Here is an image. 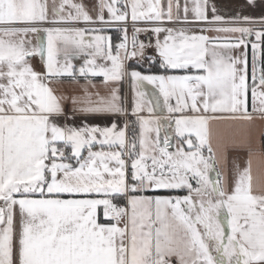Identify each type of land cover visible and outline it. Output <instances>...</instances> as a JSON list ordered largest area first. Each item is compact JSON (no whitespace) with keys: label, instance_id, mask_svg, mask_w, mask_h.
Wrapping results in <instances>:
<instances>
[{"label":"snow or ice","instance_id":"6c2138e0","mask_svg":"<svg viewBox=\"0 0 264 264\" xmlns=\"http://www.w3.org/2000/svg\"><path fill=\"white\" fill-rule=\"evenodd\" d=\"M98 3L90 14L73 0H0V264H264V192L253 191L251 141L217 137L214 146L212 131L217 122L264 121V16L226 19L212 7L209 17L208 0H192L191 19L188 0ZM129 19L131 39L127 27L115 45L102 34ZM197 22L207 27L166 26ZM141 32L155 43L138 40ZM149 47L155 56L146 57ZM131 59L159 70L128 71ZM126 75L139 124L130 137L128 123H88L125 114L113 85ZM81 79L79 95L58 87ZM68 102L79 126L60 123ZM245 148L249 159L229 190L218 161Z\"/></svg>","mask_w":264,"mask_h":264},{"label":"crops","instance_id":"0c3cea01","mask_svg":"<svg viewBox=\"0 0 264 264\" xmlns=\"http://www.w3.org/2000/svg\"><path fill=\"white\" fill-rule=\"evenodd\" d=\"M75 3H83L87 6V8L90 10V14L92 11H98L99 10V3L98 0H73ZM130 2V0H129ZM49 3H51V0H49ZM184 4V0H181V5ZM117 7L122 9V4H117ZM188 7L190 9L189 11V19L192 18L193 13L191 12V8L193 7L192 0H188ZM212 7H215L217 10V14L224 16L226 19H230L233 17H236L238 15L240 16H251V17H262L264 16V0H255V4H249L248 0H208V8L209 12L208 15L211 17L212 13L210 9ZM183 14V13H181ZM105 17L107 19L108 13L105 10ZM83 24V23H80ZM109 25L113 26H104L105 31L102 33L103 35L110 36V29L118 30L122 33L121 29L123 27H127L128 29V35L129 39H131L132 33H133V25L131 20L127 22V24H122L118 22L110 23ZM45 27L50 25H44ZM116 26V27H115ZM167 27H173L176 29L184 28L188 29L190 31H195L197 33L200 32L201 28L207 27L206 24L197 22V23H174V24H167ZM254 27H259L260 25L255 24ZM79 27H93V26H82L79 25ZM136 27H146V25L142 23H138ZM206 35L211 36H238L239 34H233V33H204ZM163 35L161 34V40L163 39ZM108 36V37H109ZM123 37V33H122ZM156 37L152 35L149 32H141L138 35V40H143L146 44L150 41L152 44L155 43ZM251 40H254L255 37H250ZM46 40V37H45ZM111 43H113L112 37H111ZM118 44V43H117ZM262 49H264V45H262ZM244 49L241 47V49L236 52V55H239L240 52H243ZM248 54V63H249V80H251V65H252V57H253V51L251 48V44H249L247 49ZM145 55L147 56H155L156 52L154 47H149L145 49ZM258 59L264 60V51H258L257 52ZM87 57L81 59L78 58L73 59L72 62L75 65V67L78 69L80 66L84 64V61ZM133 60V61H131ZM125 61L126 68L128 71H131L132 69L141 71L138 68L130 66L132 63H140L143 60L141 59H131ZM40 59L38 57H33L30 61L37 70L41 69V65L39 64ZM149 69L147 73H155L159 70V65L156 63L155 65H149L147 66ZM143 72V71H142ZM103 77H96L94 78V82L99 85L102 81ZM84 83L83 79L80 80L79 84L68 80L60 85H58L60 91L66 95H79L80 94V85ZM114 87L118 88L119 96L121 97V102L123 107L125 108L126 112L124 115H96L93 117H90L88 119V123L93 125H99L100 127H108L111 126V123L115 121L119 127H123L125 123H128V131L127 134L129 136V129L130 125L132 123H136L139 131V124L136 120V117L131 114L132 108H133V102L135 99V92L132 87V83L130 81V78L126 75L122 82L117 83L113 85ZM145 87L151 91L153 90L154 86L145 84ZM95 91V90H93ZM99 91L102 95H105L107 93V89L100 88ZM71 103L68 102L66 104V114L64 117L61 118L60 123L61 124H71V125H77L79 126L82 122L83 117H81L79 114L76 115L75 119H71L73 113L71 112ZM144 115H147V112L145 111L143 113ZM157 115H166V111L161 113L159 110H157ZM163 131V130H162ZM212 131L214 134V146H215V139L222 138L225 141H230L233 138L236 139H242V138H249L251 141L250 149H251V159H252V185H253V191L254 192H264V142L262 134H264V121H261L257 119L255 123L249 128L247 126H240V125H232L224 122H217L213 123L212 125ZM249 159V149L245 148L243 150L239 151H230L228 153L227 160L219 159L218 161V169L221 171V173L226 174L228 178V189L231 190V187L234 183V181L237 178L238 172L242 170L246 166V161ZM238 166V167H237ZM214 176V174H212ZM166 191V190H161ZM179 195H184L183 192H178ZM178 193H169V194H159V195H175Z\"/></svg>","mask_w":264,"mask_h":264},{"label":"trees","instance_id":"16d2710c","mask_svg":"<svg viewBox=\"0 0 264 264\" xmlns=\"http://www.w3.org/2000/svg\"><path fill=\"white\" fill-rule=\"evenodd\" d=\"M109 31L111 33V37H112L113 43L114 44L119 43L121 41V36L116 33L118 30L110 29ZM152 65H154V64H152ZM130 66L135 67V68H138V69H140L143 72H148L149 71V69L147 67H144V66H142L140 64H137V63H132V64H130ZM133 129H135L137 133L139 132L138 131V127H137V125H136L135 122L130 125L129 137L132 135V130ZM263 142H264V138H263ZM169 193L170 192H168V191H160L157 194H169Z\"/></svg>","mask_w":264,"mask_h":264},{"label":"rangeland","instance_id":"374dc122","mask_svg":"<svg viewBox=\"0 0 264 264\" xmlns=\"http://www.w3.org/2000/svg\"><path fill=\"white\" fill-rule=\"evenodd\" d=\"M117 34H119L120 36H121V39H122V33L120 32V31H117L116 32ZM109 36V35H108ZM110 37V36H109ZM111 38V37H110ZM32 39H33V43L35 44L36 43V37L35 36H33L32 37ZM140 41H143V40H140ZM144 42V41H143ZM86 56H83V55H81V56H76V57H74L73 59H78V58H81V59H83V58H85ZM39 58V57H38ZM40 59V58H39ZM131 61H133V60H131ZM40 63V65L42 64V62H41V60L39 61ZM137 64H140V65H142V66H144V67H147V66H149V65H151V64H156V63H149V61L147 60V59H144V61H142V62H140V63H137ZM179 194V193H178ZM176 195V194H175Z\"/></svg>","mask_w":264,"mask_h":264},{"label":"built area","instance_id":"2783aa9c","mask_svg":"<svg viewBox=\"0 0 264 264\" xmlns=\"http://www.w3.org/2000/svg\"><path fill=\"white\" fill-rule=\"evenodd\" d=\"M79 25H82V26H93V27H94V26H99V25H85V24H79ZM79 25H78V26H79ZM258 25H259V24H258ZM104 26L106 27V26H113V25L106 24V25H103V27H104ZM115 27H116V26H115Z\"/></svg>","mask_w":264,"mask_h":264}]
</instances>
